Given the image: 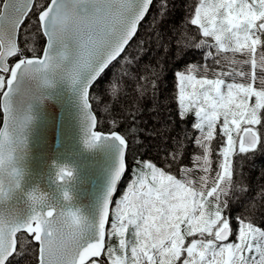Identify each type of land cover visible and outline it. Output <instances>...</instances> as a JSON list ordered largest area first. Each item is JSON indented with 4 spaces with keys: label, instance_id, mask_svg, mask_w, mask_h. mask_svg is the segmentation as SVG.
Wrapping results in <instances>:
<instances>
[{
    "label": "snow or ice",
    "instance_id": "snow-or-ice-1",
    "mask_svg": "<svg viewBox=\"0 0 264 264\" xmlns=\"http://www.w3.org/2000/svg\"><path fill=\"white\" fill-rule=\"evenodd\" d=\"M183 7V24L162 32L174 0H0V203L20 188L31 103L56 79L79 85L85 145L119 149L95 223L61 211L38 188L24 194L26 218L0 209V264H264V185L253 196L244 171L264 153V0H185ZM30 12L44 38L39 48L17 42ZM145 20L152 42L167 51L175 41L180 57L168 97L175 119L146 133L159 138L150 148L133 135L141 131L139 108L119 102L133 82V100L158 91L159 73L145 77L134 54L143 50L137 33ZM102 81L105 104L115 100L107 121L90 103ZM92 98L99 105L98 94ZM130 140L154 150L160 166L129 158ZM72 179L70 166L57 169L61 186ZM63 199H71L67 190Z\"/></svg>",
    "mask_w": 264,
    "mask_h": 264
},
{
    "label": "water",
    "instance_id": "water-1",
    "mask_svg": "<svg viewBox=\"0 0 264 264\" xmlns=\"http://www.w3.org/2000/svg\"><path fill=\"white\" fill-rule=\"evenodd\" d=\"M27 17L18 29V44ZM83 111L79 85L56 79L51 87L42 89L40 98L31 103L32 119L24 131L25 143L18 164L22 170L20 188L10 200L0 203V209L18 212L21 218H26L31 208L24 194L38 188L61 211L78 212L89 223L98 220L112 173L118 165L119 149L108 144L92 148L85 145ZM0 127H3V115ZM54 165L70 166L73 179L61 186L56 181ZM64 190L70 194V200L63 199Z\"/></svg>",
    "mask_w": 264,
    "mask_h": 264
},
{
    "label": "trees",
    "instance_id": "trees-1",
    "mask_svg": "<svg viewBox=\"0 0 264 264\" xmlns=\"http://www.w3.org/2000/svg\"><path fill=\"white\" fill-rule=\"evenodd\" d=\"M44 2L45 0H37V3L42 4ZM184 2L185 0H174L176 8L171 12V15L167 18L166 22L161 25L160 30L162 32L171 25L183 24V17L185 15V9L183 7ZM189 27L193 26L189 24ZM152 35V26L149 24L148 20H145L140 25L137 33V39L143 38L144 40L143 50L136 51L134 54L138 56L140 62L145 65V77L151 79L153 69L159 73L160 83L158 91L155 96H153L151 90H149L145 96L138 101L133 100L131 98L137 94L136 90L139 87L138 84L133 82L125 89L127 97L122 94L119 101L121 104L131 103L134 107L139 108L137 120L139 121L138 127L141 131L134 133L133 135L138 136L139 140H143L145 144H148L149 148L153 144L158 143L159 138L154 134L146 135V133H149V130H153V132L163 131V124H170L171 121L175 119L172 112V104L169 102L168 97H170L174 91L171 70L174 69L180 59L179 54L175 52V41L172 42L171 48L166 51L165 48L158 47L152 42ZM43 40L44 38L42 34L35 27V17L31 12L20 30L19 45L22 48H25L26 46L39 48L42 46ZM31 47L26 48L29 55H31ZM193 59H195V57H193ZM133 63L135 64V61H133ZM109 75H111V73H109ZM143 83L144 80H141L140 84ZM104 90L105 86L102 81L101 84L95 85L92 92H90V102L98 121L101 119L107 121V113L105 112L106 107L108 110L114 109V98L113 100H110L107 105L105 104L104 101L108 100V97L104 95ZM93 92L98 94L100 100L99 105L97 104V100L92 98ZM139 140L135 143L131 140L129 141L131 151L128 153L137 155V163L141 158H146L150 159L151 162L157 163V166H160L156 152L153 150L151 151V155H149V148H146L144 144L139 142ZM262 162H264V153H257L248 164L244 165L248 185L251 187V194L253 196H256L258 192L261 191L260 186L264 185V175L261 174ZM127 172L131 175V169H127ZM259 223L260 221L258 220L257 226H259ZM112 242H114V246H116V239L112 240ZM32 243L35 244L34 241H32ZM21 264H25V262L22 260Z\"/></svg>",
    "mask_w": 264,
    "mask_h": 264
},
{
    "label": "rangeland",
    "instance_id": "rangeland-1",
    "mask_svg": "<svg viewBox=\"0 0 264 264\" xmlns=\"http://www.w3.org/2000/svg\"><path fill=\"white\" fill-rule=\"evenodd\" d=\"M133 156V154H130V153H128V157L129 158H131ZM137 155H135V157H136ZM112 207H114V205L112 206ZM109 224H110V222H109ZM126 237L127 238H129V239H131L132 237H131V234H130V231L129 232H126ZM111 239V243H112V245L114 246V242H112V240H114V239H116L115 237H112V238H110ZM108 241H109V238H108ZM108 241H107V244H108ZM117 242V241H116ZM116 246H117V244H116Z\"/></svg>",
    "mask_w": 264,
    "mask_h": 264
},
{
    "label": "flooded vegetation",
    "instance_id": "flooded-vegetation-1",
    "mask_svg": "<svg viewBox=\"0 0 264 264\" xmlns=\"http://www.w3.org/2000/svg\"><path fill=\"white\" fill-rule=\"evenodd\" d=\"M1 122H2V113L0 111V126H1Z\"/></svg>",
    "mask_w": 264,
    "mask_h": 264
},
{
    "label": "clouds",
    "instance_id": "clouds-1",
    "mask_svg": "<svg viewBox=\"0 0 264 264\" xmlns=\"http://www.w3.org/2000/svg\"><path fill=\"white\" fill-rule=\"evenodd\" d=\"M56 167V170L61 167L62 165H54Z\"/></svg>",
    "mask_w": 264,
    "mask_h": 264
}]
</instances>
